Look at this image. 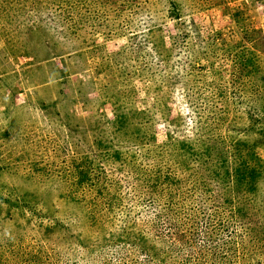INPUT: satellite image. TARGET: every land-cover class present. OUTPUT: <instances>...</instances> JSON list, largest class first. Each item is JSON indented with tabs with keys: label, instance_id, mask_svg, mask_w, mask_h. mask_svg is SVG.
<instances>
[{
	"label": "rangeland",
	"instance_id": "1",
	"mask_svg": "<svg viewBox=\"0 0 264 264\" xmlns=\"http://www.w3.org/2000/svg\"><path fill=\"white\" fill-rule=\"evenodd\" d=\"M0 264H264V0H0Z\"/></svg>",
	"mask_w": 264,
	"mask_h": 264
},
{
	"label": "trees",
	"instance_id": "2",
	"mask_svg": "<svg viewBox=\"0 0 264 264\" xmlns=\"http://www.w3.org/2000/svg\"><path fill=\"white\" fill-rule=\"evenodd\" d=\"M171 235V234H170Z\"/></svg>",
	"mask_w": 264,
	"mask_h": 264
}]
</instances>
